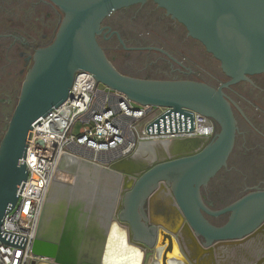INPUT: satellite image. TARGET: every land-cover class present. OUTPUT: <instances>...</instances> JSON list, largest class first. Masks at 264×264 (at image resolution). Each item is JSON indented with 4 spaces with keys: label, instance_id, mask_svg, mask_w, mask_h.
I'll use <instances>...</instances> for the list:
<instances>
[{
    "label": "water",
    "instance_id": "95a60500",
    "mask_svg": "<svg viewBox=\"0 0 264 264\" xmlns=\"http://www.w3.org/2000/svg\"><path fill=\"white\" fill-rule=\"evenodd\" d=\"M49 1L63 17L52 43L35 51L0 139V226L5 214L16 204L27 178L25 155L33 125L67 99L75 73L87 71L98 83L123 93L136 104L170 108L179 113L183 112L182 108H188L210 118L215 125L208 144L194 153L176 154L173 149L177 142L166 146L144 145H157L155 150L164 149L167 153L164 160H159L156 154L153 166L139 174L122 193L118 219L128 226L134 242L151 249L160 235L161 245L172 248L171 234L151 224L145 216L148 198L159 190L160 184L167 188L173 205L202 248L256 232L264 224V190L248 192L222 208L211 209L204 203L201 189L226 167L237 131L236 119L222 87L248 81L249 76L264 72V0ZM146 1H152L182 24L187 36L200 42L219 62L229 81L216 88L194 80L148 79L119 72L99 44L98 37L105 29L102 22L117 10ZM113 33L123 44L119 34ZM178 143L194 144V149L188 152L197 149L195 142ZM168 146L172 148L168 150ZM224 214H228L227 221L220 226L207 219ZM119 228L127 241L126 228L121 225ZM26 239L0 231V241L11 246L24 249ZM139 251V264H144L146 252L140 248ZM166 256L167 253L162 264H168Z\"/></svg>",
    "mask_w": 264,
    "mask_h": 264
},
{
    "label": "built area",
    "instance_id": "2783aa9c",
    "mask_svg": "<svg viewBox=\"0 0 264 264\" xmlns=\"http://www.w3.org/2000/svg\"><path fill=\"white\" fill-rule=\"evenodd\" d=\"M98 84L91 73L76 72L67 99L33 125L25 155L27 178L16 204L0 226V231L27 239L24 249L0 241V264L50 260L40 254L43 238L68 236L76 227L71 222L76 211H47L48 190L62 156L93 160L107 168L134 157L146 144L195 142L197 149L187 152L194 153L207 145L214 134L212 120L193 110L182 108L179 113L170 108L139 105L119 91L99 89ZM77 223L81 233L86 234V223Z\"/></svg>",
    "mask_w": 264,
    "mask_h": 264
},
{
    "label": "flooded vegetation",
    "instance_id": "af4514ba",
    "mask_svg": "<svg viewBox=\"0 0 264 264\" xmlns=\"http://www.w3.org/2000/svg\"><path fill=\"white\" fill-rule=\"evenodd\" d=\"M115 16L119 21L126 16H130L131 20L150 17L156 24L169 27L178 34V38L174 40L157 25L132 28L130 38H127L120 28L114 26ZM62 17L63 13L49 0H0V135L6 129L10 108L15 107L35 51L52 43ZM102 27L105 29L98 37L99 44L114 67L125 75L194 80L216 88L229 81L219 62L205 51L200 42L187 36L185 27L152 1L117 10L102 22ZM184 40L201 48L215 67L208 68L199 63L193 49L183 46ZM249 79L222 87L236 119L237 131L226 167L221 170H237V165L232 162L235 155L258 159L264 170V72L249 76ZM246 184L239 197L254 190H264V176L252 185ZM209 191L208 185L201 189V195L204 203L215 209L209 200ZM225 215L228 217V214Z\"/></svg>",
    "mask_w": 264,
    "mask_h": 264
},
{
    "label": "bare ground",
    "instance_id": "6f19581e",
    "mask_svg": "<svg viewBox=\"0 0 264 264\" xmlns=\"http://www.w3.org/2000/svg\"><path fill=\"white\" fill-rule=\"evenodd\" d=\"M181 144L177 142L173 149L180 156L194 149V144L191 146ZM171 148L172 146H168V150ZM155 149H158L157 145L142 146L136 156L116 161L107 168H101L93 160L62 156L48 190L47 211L57 214L70 210L74 213L76 210H73V202H80L78 199L75 200L76 194L80 193L87 197L95 194L96 189L117 185L118 206L115 202L113 218L106 222L105 231L102 230L101 221L98 223L96 220L92 221V213H88L87 216L82 211L74 213L71 222L76 227L72 228L68 236L50 235L44 240L46 247L41 252L52 256V259L35 264H139L141 258L139 248L143 252H151L153 257L151 264H162V257L165 258L168 249L167 244L161 245L162 237L158 236L155 247L144 248L142 244L132 240L128 226L118 219L122 193L125 189L132 186L139 174L153 166L156 154L159 160H164V154L167 152L164 149H160L159 152ZM158 189L148 198L145 216L151 224L157 225L160 230L169 232L172 236V252L166 256L168 264H264V224L252 235L247 234L230 242H216L210 248L204 249L184 222L181 212L173 205L164 184H160ZM57 200L59 202L56 205ZM84 218L87 222L92 221L87 225L86 234H82L77 226V220L81 221ZM120 225L126 228L127 241L118 227ZM66 250L70 256L66 255L69 257L65 258L63 254ZM212 251H215L218 260L211 262L209 254ZM62 257L65 259L62 260Z\"/></svg>",
    "mask_w": 264,
    "mask_h": 264
},
{
    "label": "rangeland",
    "instance_id": "374dc122",
    "mask_svg": "<svg viewBox=\"0 0 264 264\" xmlns=\"http://www.w3.org/2000/svg\"><path fill=\"white\" fill-rule=\"evenodd\" d=\"M113 23H114V26L120 28L123 35L127 38H130L132 28H135V27L144 28V27H148L149 25H153V26L157 25L159 26V28H164L163 24L161 25L156 24L155 20L150 17L148 18L140 17V18L131 20L130 16H126L125 18H122L119 21L117 17L115 16L113 17ZM164 32L167 33L170 37H173L174 40L178 38V34L172 31L169 27L164 28ZM179 41L181 40L179 39ZM183 46L185 48L193 49L192 51L195 53L196 56H198L197 61L201 63L202 65H204L205 67H208V68L215 67L214 66L215 64L211 62L209 57L206 56L203 53V50L199 48L198 46L194 47L187 40H184ZM216 68H217V65H216ZM98 87L99 89H105V90L109 89L107 86L101 83L98 84ZM13 108L14 107L10 108V111H11L10 116L13 112ZM2 135L3 134L1 133L0 139ZM232 162L235 163L234 165H237V170H233V171L221 170L220 172H218L219 174H217V176L211 180L210 184H208L209 190H210L209 200L215 209L222 208L226 206L228 203H230L231 201L239 198V193L242 190L244 183H247L246 185H252L256 183L259 179H261V177L264 176V170L259 165V161L256 158H253V157L240 158L235 155L232 158ZM117 187L118 185L109 186L108 188H103V189L99 188V189H96L95 194L93 193L94 195L92 194L87 197H85L84 195L78 192L79 194H76L74 198L75 200L76 199L80 200V202L79 203H76V201L73 202L72 204L73 210H76V212L82 211L84 212L85 216H87L88 213H92V218L90 217L91 219H93L92 221L96 220L97 223L101 221L102 230L105 231L106 230L105 227H107L106 225L108 223L107 221L113 218V212H114L113 207H114L115 202H117L116 206H118L119 199H117L118 198V193H117L118 188ZM58 202L59 200L56 201V205ZM90 207H91V210H90ZM104 217H108V219L106 218L105 220ZM207 219L216 226H220L227 221V217L225 214L219 217H207ZM92 221L87 222L85 218L83 220V222L86 223V225L90 224ZM45 243L43 242V248L46 247ZM67 250L65 251L66 254L65 253L63 254L65 258L70 256V253H68ZM66 255H69V256H66ZM65 258L62 257V260ZM152 260H153V257H152L151 252H147L144 264H151Z\"/></svg>",
    "mask_w": 264,
    "mask_h": 264
},
{
    "label": "crops",
    "instance_id": "0c3cea01",
    "mask_svg": "<svg viewBox=\"0 0 264 264\" xmlns=\"http://www.w3.org/2000/svg\"><path fill=\"white\" fill-rule=\"evenodd\" d=\"M119 227H120V226H119ZM109 233H110V230H109ZM223 247H224V246H223ZM223 247H222V248H223ZM170 252H172V248H171L170 251H166L167 254H169ZM214 252H215V251H212V252L209 254V258H212L211 262H212L213 260H214V261L218 260V259H217V256H215ZM215 257H216V259H215ZM209 258H208V259H209Z\"/></svg>",
    "mask_w": 264,
    "mask_h": 264
}]
</instances>
